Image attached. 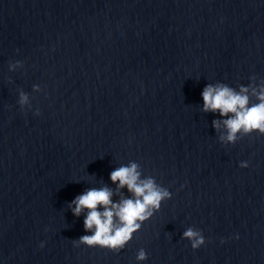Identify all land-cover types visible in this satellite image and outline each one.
Wrapping results in <instances>:
<instances>
[{"label": "water", "instance_id": "obj_1", "mask_svg": "<svg viewBox=\"0 0 264 264\" xmlns=\"http://www.w3.org/2000/svg\"><path fill=\"white\" fill-rule=\"evenodd\" d=\"M217 82L257 102L264 0H0V264H264V133L221 139ZM130 162L171 196L122 248L74 244L68 202L131 195Z\"/></svg>", "mask_w": 264, "mask_h": 264}, {"label": "clouds", "instance_id": "obj_2", "mask_svg": "<svg viewBox=\"0 0 264 264\" xmlns=\"http://www.w3.org/2000/svg\"><path fill=\"white\" fill-rule=\"evenodd\" d=\"M252 91L258 97L257 102L249 103L248 89L241 85L240 90L223 82L207 83L201 90L202 109L219 112L220 118L213 119L214 128L224 127L221 139L234 141L239 132L258 131L264 133V86ZM21 94V100L25 99ZM246 167L248 161H239ZM109 179L115 183L116 189L127 188L131 195H120L112 199L114 191L108 185L89 187L76 194L68 206L74 215L82 212L83 227L86 230L74 244L106 247L111 250L122 248L131 238L132 233L139 229L143 220L149 218L154 210L160 208L161 200L171 196L169 189L156 184L153 177H141L135 162L121 164L109 172ZM190 241L192 248H198L205 242L201 229L187 227L181 234ZM238 236V233L236 234ZM223 237L221 240L223 241ZM43 241L40 242L42 247ZM147 253L140 249L137 259H144Z\"/></svg>", "mask_w": 264, "mask_h": 264}]
</instances>
